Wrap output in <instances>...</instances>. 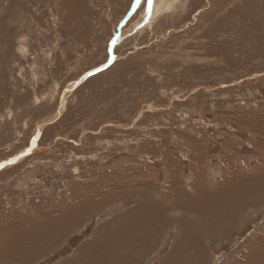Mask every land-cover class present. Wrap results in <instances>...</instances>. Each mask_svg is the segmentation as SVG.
<instances>
[{
	"label": "rangeland",
	"instance_id": "374dc122",
	"mask_svg": "<svg viewBox=\"0 0 264 264\" xmlns=\"http://www.w3.org/2000/svg\"><path fill=\"white\" fill-rule=\"evenodd\" d=\"M170 2L0 0V264H264V0Z\"/></svg>",
	"mask_w": 264,
	"mask_h": 264
},
{
	"label": "bare ground",
	"instance_id": "6f19581e",
	"mask_svg": "<svg viewBox=\"0 0 264 264\" xmlns=\"http://www.w3.org/2000/svg\"><path fill=\"white\" fill-rule=\"evenodd\" d=\"M170 1L171 0H150V4H149L150 5V7H149L150 9L148 8L149 15H153L154 16V14H155V16H157L164 9H166V7L170 6V4L172 3Z\"/></svg>",
	"mask_w": 264,
	"mask_h": 264
}]
</instances>
